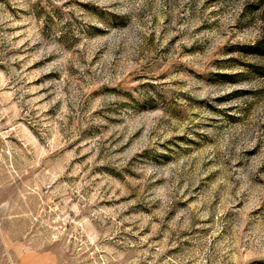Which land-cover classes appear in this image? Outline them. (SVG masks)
<instances>
[{
    "label": "rangeland",
    "instance_id": "1",
    "mask_svg": "<svg viewBox=\"0 0 264 264\" xmlns=\"http://www.w3.org/2000/svg\"><path fill=\"white\" fill-rule=\"evenodd\" d=\"M0 264H264V0H0Z\"/></svg>",
    "mask_w": 264,
    "mask_h": 264
}]
</instances>
